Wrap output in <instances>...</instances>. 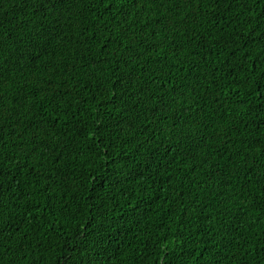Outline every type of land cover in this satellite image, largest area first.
<instances>
[{"label": "trees", "instance_id": "trees-1", "mask_svg": "<svg viewBox=\"0 0 264 264\" xmlns=\"http://www.w3.org/2000/svg\"><path fill=\"white\" fill-rule=\"evenodd\" d=\"M0 264H264V0H0Z\"/></svg>", "mask_w": 264, "mask_h": 264}, {"label": "bare ground", "instance_id": "bare-ground-1", "mask_svg": "<svg viewBox=\"0 0 264 264\" xmlns=\"http://www.w3.org/2000/svg\"><path fill=\"white\" fill-rule=\"evenodd\" d=\"M23 238V237H22Z\"/></svg>", "mask_w": 264, "mask_h": 264}]
</instances>
